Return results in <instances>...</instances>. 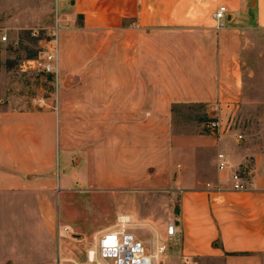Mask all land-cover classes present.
Segmentation results:
<instances>
[{
	"label": "crops",
	"instance_id": "crops-1",
	"mask_svg": "<svg viewBox=\"0 0 264 264\" xmlns=\"http://www.w3.org/2000/svg\"><path fill=\"white\" fill-rule=\"evenodd\" d=\"M28 3L31 21L12 19L0 33L35 31L53 4L58 72L54 93L32 98L0 71V264H88L83 252L74 257L79 228L57 213L60 193L84 184L138 199L131 195L130 208L117 209L93 234L86 259L93 239L128 216L146 247L176 222L173 264H264V118L250 134L234 126L258 84L243 61L253 42L264 45V0ZM219 6L228 12L216 30ZM182 105L202 106L212 118L179 128L174 109ZM218 153L227 158L225 171L217 169ZM234 169L245 190H233ZM160 188L169 192L166 202L148 201L145 192Z\"/></svg>",
	"mask_w": 264,
	"mask_h": 264
},
{
	"label": "rangeland",
	"instance_id": "rangeland-1",
	"mask_svg": "<svg viewBox=\"0 0 264 264\" xmlns=\"http://www.w3.org/2000/svg\"><path fill=\"white\" fill-rule=\"evenodd\" d=\"M47 1V0H46ZM54 1V0H53ZM29 0H0V31L6 29V24L11 23H29L31 21L29 9ZM57 4V2H56ZM41 4V8H43ZM19 10V12H18ZM56 10L52 4V13L42 20L40 26L35 27L36 30L28 29L20 31L16 36H12L8 31L6 34L7 43L0 48V71L9 74V84H16L17 90L21 96L36 98L43 96V91L53 94L55 91V82L51 77L43 79L37 73H21L19 66L22 62L28 59L36 58L51 41V32L55 27ZM43 14H41L42 16ZM47 23H52V29L44 28ZM42 26V27H41ZM6 33V32H5ZM249 49L245 55L244 66L248 74H254L256 78L257 88L254 92H247L245 94L243 103L240 105L236 117L234 119L235 128L243 133H252L254 128L257 130L259 127L257 119L264 118V45H254ZM251 78V77H250ZM253 78V77H252ZM48 95V94H47ZM53 96L52 98H54ZM174 120L179 128L187 129L191 121L199 122L205 120L209 122L211 116L206 114V108L199 105H182L174 109ZM60 150L57 145L56 152V168L59 171V162L61 159ZM89 184L78 185L70 188L66 193H60V222L70 225V227H77L80 230L81 241L73 245L74 257L80 258V254L84 253L83 262H87L85 251L92 245L93 234L112 221L114 213L117 209L130 208L126 204L128 198L135 193H122L114 191L108 184H99V188H89ZM94 185V184H91ZM98 185V184H95ZM166 185V184H165ZM163 185V186H165ZM61 190H63L60 185ZM75 190V191H74ZM133 191V190H132ZM147 200L152 201V198H161L166 202L169 192L166 188H160L145 192ZM137 199V196L136 198ZM138 200V199H137ZM175 203H169L167 210L165 209L167 218L175 216L173 206ZM165 219V217H164ZM160 222L164 226V220ZM135 223L131 221V226ZM161 227V226H160ZM162 230V228H160ZM131 232V230H130ZM135 233V231H133ZM141 233L148 237V233L141 231ZM165 239H162L164 242ZM165 262L162 264H173L172 255L170 250L165 254ZM80 261V259H78ZM199 264H219L217 261L214 263L210 260H202Z\"/></svg>",
	"mask_w": 264,
	"mask_h": 264
},
{
	"label": "built area",
	"instance_id": "built-area-1",
	"mask_svg": "<svg viewBox=\"0 0 264 264\" xmlns=\"http://www.w3.org/2000/svg\"><path fill=\"white\" fill-rule=\"evenodd\" d=\"M225 6H219L213 14L214 28L220 30L227 16ZM55 26L51 32V41L44 50L33 59L22 62L19 66L21 73H37L51 77L56 83L58 72V53L56 45ZM7 37L0 33V44L5 43ZM39 102V101H38ZM210 129L215 131L219 125L212 121ZM241 139V136H238ZM217 169L225 171L228 169L227 158L223 153L216 156ZM230 180L233 183V190H245V185L238 169L231 171ZM131 220L128 216H118L114 228L93 239V246L87 253L88 264H162V258L170 249V243L179 236L177 224L174 220H169L165 225V241L155 243L153 247H146L130 232ZM182 264H189L187 260Z\"/></svg>",
	"mask_w": 264,
	"mask_h": 264
}]
</instances>
